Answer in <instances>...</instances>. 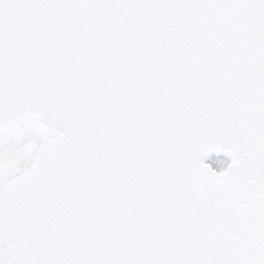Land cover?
<instances>
[{
  "label": "snow or ice",
  "instance_id": "snow-or-ice-1",
  "mask_svg": "<svg viewBox=\"0 0 264 264\" xmlns=\"http://www.w3.org/2000/svg\"><path fill=\"white\" fill-rule=\"evenodd\" d=\"M0 264H264V0H0Z\"/></svg>",
  "mask_w": 264,
  "mask_h": 264
},
{
  "label": "rangeland",
  "instance_id": "rangeland-1",
  "mask_svg": "<svg viewBox=\"0 0 264 264\" xmlns=\"http://www.w3.org/2000/svg\"><path fill=\"white\" fill-rule=\"evenodd\" d=\"M212 156L214 158V163L216 165L226 164L230 162V159L225 156H221V155H212Z\"/></svg>",
  "mask_w": 264,
  "mask_h": 264
}]
</instances>
